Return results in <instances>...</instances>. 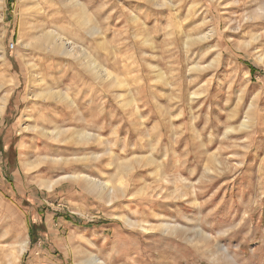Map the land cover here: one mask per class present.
Returning a JSON list of instances; mask_svg holds the SVG:
<instances>
[{
  "label": "rangeland",
  "instance_id": "1",
  "mask_svg": "<svg viewBox=\"0 0 264 264\" xmlns=\"http://www.w3.org/2000/svg\"><path fill=\"white\" fill-rule=\"evenodd\" d=\"M260 8L0 0V264H264ZM87 54L111 77L95 76ZM83 131L94 139L78 143ZM22 156L37 165L25 171ZM67 173L115 196L41 187Z\"/></svg>",
  "mask_w": 264,
  "mask_h": 264
},
{
  "label": "bare ground",
  "instance_id": "2",
  "mask_svg": "<svg viewBox=\"0 0 264 264\" xmlns=\"http://www.w3.org/2000/svg\"><path fill=\"white\" fill-rule=\"evenodd\" d=\"M27 1L29 2V0H27ZM259 11L264 13V8H260ZM83 21H84L85 25H90L89 15L85 11L83 12ZM49 38H50V35H47V34L45 35L43 31H40V35L35 37V44L41 46L42 48L43 47L46 48L47 45H48L46 43H47ZM30 45H28V46H30ZM57 47L62 52V55H66V56H69V55L73 54L76 51V48L73 47V45H67L65 42H63V43L59 42L57 44ZM85 58L88 59L87 67L91 70V72H93L95 74V76L99 77L101 80L111 77V76H108L106 74V72H105V70L103 68H101L99 66L97 67L94 64V62H91L90 59H89L88 54L85 56ZM260 60H261V62L262 61L264 62V60H262L261 58H260ZM47 94H49V95L52 94V89H51V91L48 90ZM56 95H57V97H60V100H62V101L67 99L66 97L64 98V96H62L61 93L60 94H56ZM5 100L6 99H2L1 100L3 105L5 103ZM2 110H3V106L0 105V115H1ZM249 125H250L249 119L246 118V120L244 121V124H243V128H249ZM27 129H30V127L27 128ZM45 136L48 137V138L50 137V138H52L55 141V140H59L61 137H63L64 136V132L63 131H61V132H49V133L45 134ZM75 139L78 141V143L83 144V143H86V142L94 139V135L90 134L89 132L83 131L81 134L77 135ZM36 162L33 161V163H31L30 161H28V157L27 156H22V158H21L22 167H23V169L25 171H29L30 167H33V165H35V164L37 165L38 162L37 163ZM39 163H40V160H39ZM38 165H41V163L38 164ZM60 179L61 180L51 182V184H48V185L47 184H41V187L43 189H45L46 191L51 192L55 188L59 187L61 184L68 183L69 181H71V182H79V183L88 185V187L91 189V192L93 194H96V195L100 196V195H102L103 192H107L108 194L111 195L112 199L115 196V189L111 188L109 183H106V182H103V181L100 182V181L94 180V179L90 178L86 174L81 175V174H76V173L75 174L67 173L66 175H63L62 177H60ZM176 198L182 199L184 197L181 194H178V197H176ZM107 203L112 205L113 204V200H110ZM121 220L124 221L126 226H128V227H130L132 229H137V227L138 228L141 227L138 223L135 224L131 220V217H130V219L129 218H127V219L121 218ZM142 228H143L144 231H148L146 228H144V227H142ZM202 237H203L202 239L205 238V236H202ZM26 249H27L26 243H24L22 245V249H21L20 252L23 253ZM92 262H93V264H102V262H99V261L92 260Z\"/></svg>",
  "mask_w": 264,
  "mask_h": 264
},
{
  "label": "crops",
  "instance_id": "3",
  "mask_svg": "<svg viewBox=\"0 0 264 264\" xmlns=\"http://www.w3.org/2000/svg\"><path fill=\"white\" fill-rule=\"evenodd\" d=\"M65 219H66L68 222H69V221H71V222L73 221V220H72L73 218H71V216L66 217ZM86 229H88V227H87ZM86 229H84V228H83V229L78 228L77 231H74L73 234H77L79 231H81V230H86Z\"/></svg>",
  "mask_w": 264,
  "mask_h": 264
},
{
  "label": "built area",
  "instance_id": "4",
  "mask_svg": "<svg viewBox=\"0 0 264 264\" xmlns=\"http://www.w3.org/2000/svg\"><path fill=\"white\" fill-rule=\"evenodd\" d=\"M14 46H15V45H12V50H13Z\"/></svg>",
  "mask_w": 264,
  "mask_h": 264
},
{
  "label": "trees",
  "instance_id": "5",
  "mask_svg": "<svg viewBox=\"0 0 264 264\" xmlns=\"http://www.w3.org/2000/svg\"><path fill=\"white\" fill-rule=\"evenodd\" d=\"M253 71V70H252ZM254 72V71H253Z\"/></svg>",
  "mask_w": 264,
  "mask_h": 264
}]
</instances>
